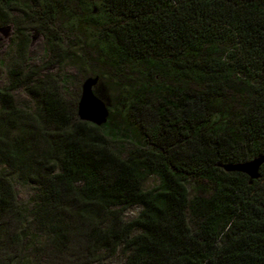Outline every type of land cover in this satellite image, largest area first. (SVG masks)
Here are the masks:
<instances>
[{
  "label": "trees",
  "instance_id": "obj_1",
  "mask_svg": "<svg viewBox=\"0 0 264 264\" xmlns=\"http://www.w3.org/2000/svg\"><path fill=\"white\" fill-rule=\"evenodd\" d=\"M65 4L0 0V25L19 12L21 29L46 28ZM100 6L80 60L94 95L121 109L104 125L79 121L23 56L8 90L25 96L0 90V264H95L119 249L123 264H264V164L253 181L223 170L264 156V0ZM13 176L33 187L25 208Z\"/></svg>",
  "mask_w": 264,
  "mask_h": 264
},
{
  "label": "rangeland",
  "instance_id": "obj_2",
  "mask_svg": "<svg viewBox=\"0 0 264 264\" xmlns=\"http://www.w3.org/2000/svg\"><path fill=\"white\" fill-rule=\"evenodd\" d=\"M61 2L62 0H57ZM64 11L61 14L52 15L54 20L50 22L46 28L28 27L21 29L18 19L20 13L16 12L10 18V22L6 25H0V90L8 92L16 96H25L24 87H12L13 90H8L9 72L13 65L23 56L24 66L27 70L24 73L35 72L36 80L45 82L46 87H49L52 92H57L65 103L71 105L79 100L80 87L82 81L79 75L84 74L86 78L88 73L87 68L80 60L83 43L92 46L95 42V33L91 28L85 25L86 22L92 21L97 17L100 19L102 13L100 11V0H86L85 4L79 3L77 0H66ZM85 1V0H84ZM78 7L82 8L81 14ZM77 9H76V8ZM76 9L75 11L73 9ZM96 9V10H95ZM56 10V9H55ZM54 11V10H53ZM66 16L63 21L59 16ZM68 16V17H67ZM62 19V18H61ZM82 24V27L79 25ZM94 33V34H93ZM83 41V43H82ZM47 52L48 57H43V53ZM66 53L63 62H57L54 56H60ZM69 54V55H68ZM67 77V83L63 85L62 78ZM34 83V82H33ZM110 112L115 113L119 108L107 107ZM121 110V109H120ZM17 132L13 134L15 136ZM14 189L16 192L18 204L25 208L29 206L34 194L31 184H25L16 176L12 178ZM159 180L156 176H150L144 183V190L149 191L157 188ZM196 185L192 182H186V189L189 200L195 196ZM140 213L139 208L129 209L123 214V221L130 222L138 217ZM189 226L192 228L193 224L189 221ZM139 234V231H134L132 236ZM28 241L32 244H44L49 241L47 236H39L30 233ZM28 256H32L28 253ZM126 253L123 255L121 250L115 256L99 261L95 264H123Z\"/></svg>",
  "mask_w": 264,
  "mask_h": 264
},
{
  "label": "water",
  "instance_id": "obj_3",
  "mask_svg": "<svg viewBox=\"0 0 264 264\" xmlns=\"http://www.w3.org/2000/svg\"><path fill=\"white\" fill-rule=\"evenodd\" d=\"M98 78H86L80 87V97L77 103V118L81 122L100 127L107 122L109 112L107 106L94 95L93 89ZM264 164V156L252 159L249 162L223 167L225 172H235L246 175L251 181L259 178V170Z\"/></svg>",
  "mask_w": 264,
  "mask_h": 264
}]
</instances>
